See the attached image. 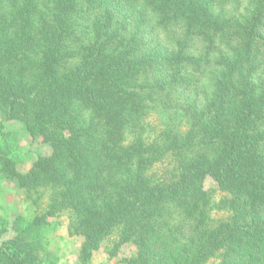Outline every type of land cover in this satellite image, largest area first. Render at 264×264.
Masks as SVG:
<instances>
[{
	"label": "trees",
	"instance_id": "trees-1",
	"mask_svg": "<svg viewBox=\"0 0 264 264\" xmlns=\"http://www.w3.org/2000/svg\"><path fill=\"white\" fill-rule=\"evenodd\" d=\"M0 111L52 148L13 176L84 264H264V0H0Z\"/></svg>",
	"mask_w": 264,
	"mask_h": 264
},
{
	"label": "rangeland",
	"instance_id": "rangeland-1",
	"mask_svg": "<svg viewBox=\"0 0 264 264\" xmlns=\"http://www.w3.org/2000/svg\"><path fill=\"white\" fill-rule=\"evenodd\" d=\"M67 136L64 133L60 138ZM51 153L50 145L30 126L8 119L0 111V250L16 252L18 244L28 243L34 258L31 264H84L80 258L83 238L69 232L68 214L52 211L47 192L20 186L13 176H26L38 158ZM6 161L11 163L12 171L5 167ZM204 187L213 202L222 197L210 178L205 179ZM212 215L218 217L221 213L213 211ZM106 248L107 243H102L87 264H124L137 255L132 243H125L113 257Z\"/></svg>",
	"mask_w": 264,
	"mask_h": 264
}]
</instances>
